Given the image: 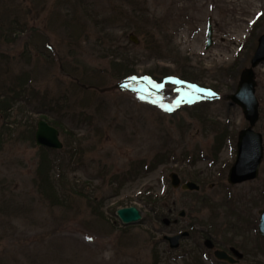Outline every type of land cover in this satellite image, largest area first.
Returning a JSON list of instances; mask_svg holds the SVG:
<instances>
[{
  "label": "rangeland",
  "instance_id": "374dc122",
  "mask_svg": "<svg viewBox=\"0 0 264 264\" xmlns=\"http://www.w3.org/2000/svg\"><path fill=\"white\" fill-rule=\"evenodd\" d=\"M262 34L264 0H0V264H225L213 251L232 246L264 264V159L254 180H227L248 126L230 96ZM255 79L264 145V62ZM41 117L63 143L43 181L26 131ZM130 206L143 218L124 225Z\"/></svg>",
  "mask_w": 264,
  "mask_h": 264
},
{
  "label": "water",
  "instance_id": "95a60500",
  "mask_svg": "<svg viewBox=\"0 0 264 264\" xmlns=\"http://www.w3.org/2000/svg\"><path fill=\"white\" fill-rule=\"evenodd\" d=\"M132 39L138 42L133 36ZM262 62H264V35L261 37L260 45L252 59V67L246 69L242 73L239 88L231 97L235 103L243 107L246 118L250 121V127L242 131L239 137L237 161L229 177L232 183L256 178L263 157L262 135L256 133L252 129L259 116V104L255 97L256 82L253 68ZM35 138L37 146L50 147L53 149H60L63 146L59 139V131L55 127L49 125L45 120L39 121ZM173 176L174 185L176 186L180 181L177 175ZM184 188L198 189V187L192 183H187L184 185ZM181 215H184V212H182ZM117 216L124 224L137 223L142 219L141 211L134 206L118 209ZM259 230L260 233L264 235V211L262 212ZM187 234L188 233H183L172 237L166 236L165 239L170 241L171 247L176 248L179 246L180 238ZM215 254L220 259L232 260L225 251L218 250Z\"/></svg>",
  "mask_w": 264,
  "mask_h": 264
},
{
  "label": "trees",
  "instance_id": "16d2710c",
  "mask_svg": "<svg viewBox=\"0 0 264 264\" xmlns=\"http://www.w3.org/2000/svg\"><path fill=\"white\" fill-rule=\"evenodd\" d=\"M137 15L140 16V17H143L144 16L142 13L141 14H137ZM19 86L20 87H18V88L21 89L19 91L16 89L17 86L14 85V87H12L9 90H7V91L4 92L5 93V96H6L5 100L9 98L8 96H9L10 91H12V93H13V94H11V97H10L11 99H10L9 104L10 103L12 104L16 100V98L18 96L23 95V92L25 90L24 85H19ZM3 104H4V102H3ZM8 108H9V106L7 107V109ZM37 121H35V120L31 121L30 124H29V127L26 128L27 129L26 130L27 131V134L29 136H31L32 138H34V135H35V131H36V127H37ZM54 125H56V124H54ZM41 151L44 152V153H46V156L43 157V159H44L43 160V163L44 164L43 165L41 164L40 165V168H39V172L42 174V181H43L44 178L49 177V174H47V176H45L44 169H48L49 168L50 160L48 159V156L47 155H48V152H50V149L41 148ZM49 158H50V156H49ZM45 181H46L45 184H44L45 187H47L48 190L56 197L58 195L57 194V187L55 188V185L53 184V181H51V178L50 179H45Z\"/></svg>",
  "mask_w": 264,
  "mask_h": 264
}]
</instances>
